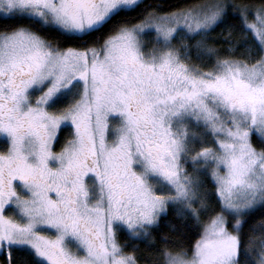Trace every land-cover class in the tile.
Segmentation results:
<instances>
[{"label": "snow or ice", "instance_id": "6c2138e0", "mask_svg": "<svg viewBox=\"0 0 264 264\" xmlns=\"http://www.w3.org/2000/svg\"><path fill=\"white\" fill-rule=\"evenodd\" d=\"M0 22V264H139L170 211L197 238L154 264H264V0H0Z\"/></svg>", "mask_w": 264, "mask_h": 264}, {"label": "trees", "instance_id": "16d2710c", "mask_svg": "<svg viewBox=\"0 0 264 264\" xmlns=\"http://www.w3.org/2000/svg\"><path fill=\"white\" fill-rule=\"evenodd\" d=\"M149 3L154 2V0H148ZM170 3H176L178 0H169ZM184 3H192L193 0H182ZM237 3L240 2V0H236ZM253 3H258V0H251ZM3 23L0 22V27H3ZM153 35H146L143 39L148 44V49H151L152 47H155L156 45H153L149 43L151 40H153ZM240 36L238 33H234L231 38H228V33L225 31V26L221 25L220 27H217L214 31L210 32L208 36V44L210 47H214L218 49L221 53V55H226V50L231 47H236V55L234 58L236 59H243L242 53L245 51L244 45H241L239 43ZM194 43V42H193ZM66 46H73L72 44H68ZM146 49V51L148 50ZM203 55V53H201ZM190 62L193 64H196L198 66L202 65V61L200 59H197V51L195 48L191 50L190 54ZM211 66L210 64L208 65ZM205 71H207V67L204 68ZM69 131L65 129L59 136V144L55 145L54 149L55 151L60 150V146L64 143V140L68 138ZM254 145L259 147L256 143L255 137H253ZM211 146V145H208ZM4 150L3 143L0 144V151ZM205 179V185L206 190L210 193L209 201L210 204L215 207L216 206V194H215V188L212 186L211 180ZM248 223L244 226V233L245 236L249 234V230L255 226V232L253 233L254 240L258 244L261 237H264V212H256L251 217L247 218ZM175 225L176 231L173 232L170 230L169 225ZM153 236L155 237V247H149V244L144 241H137L132 242L131 247L129 248V251L132 250L133 247H138L139 252H137V256L139 257V264H154V261L156 257L158 256V250L162 247H164V243L161 241V236H166L168 238V247H173L176 243H187L189 241H192L196 239L197 237L192 236V234L188 231L187 227L185 226L184 222L177 218L176 214L173 211H170L167 217H163L160 220V226L159 229L156 230L153 233ZM120 242L125 243L127 242L126 237L121 236Z\"/></svg>", "mask_w": 264, "mask_h": 264}, {"label": "rangeland", "instance_id": "374dc122", "mask_svg": "<svg viewBox=\"0 0 264 264\" xmlns=\"http://www.w3.org/2000/svg\"><path fill=\"white\" fill-rule=\"evenodd\" d=\"M145 36H146V35H145ZM145 36H144V37H145ZM144 37H143V38H144ZM0 141H1V140H0ZM253 143H254V142H253ZM254 144H255V143H254ZM3 145H4V144H3ZM254 146H255V145H254ZM257 149L259 150V147H257ZM54 150H55V149H54ZM57 152H58V151H57Z\"/></svg>", "mask_w": 264, "mask_h": 264}, {"label": "flooded vegetation", "instance_id": "af4514ba", "mask_svg": "<svg viewBox=\"0 0 264 264\" xmlns=\"http://www.w3.org/2000/svg\"><path fill=\"white\" fill-rule=\"evenodd\" d=\"M2 139H3V138H0L1 141H2ZM1 143H2V142H0V144H1Z\"/></svg>", "mask_w": 264, "mask_h": 264}]
</instances>
